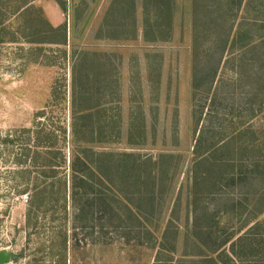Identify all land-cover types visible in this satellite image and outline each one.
I'll return each instance as SVG.
<instances>
[{
    "label": "rangeland",
    "instance_id": "374dc122",
    "mask_svg": "<svg viewBox=\"0 0 264 264\" xmlns=\"http://www.w3.org/2000/svg\"><path fill=\"white\" fill-rule=\"evenodd\" d=\"M216 143L229 145L210 160L215 178L264 161V0H0L7 264H199L185 189ZM100 152L172 157L177 232L163 237L169 194L147 225L108 184L73 172ZM243 184L204 202L225 235L248 217L221 214L232 200L262 201L263 182Z\"/></svg>",
    "mask_w": 264,
    "mask_h": 264
},
{
    "label": "trees",
    "instance_id": "16d2710c",
    "mask_svg": "<svg viewBox=\"0 0 264 264\" xmlns=\"http://www.w3.org/2000/svg\"><path fill=\"white\" fill-rule=\"evenodd\" d=\"M254 47L258 49L257 46ZM228 145L229 143L211 144L207 155L198 156L192 167L190 183H187L189 187L185 189L188 195L184 200V208L189 209L187 219L189 218L191 222V235L193 240H196L195 247L199 250V254L195 257L199 264H264V221H256L257 217H255L256 214L258 216L264 212V193L261 195V203L256 201L250 209L242 203L236 206L231 199V205L221 211V214L232 216L235 213L242 216L245 211L246 216L248 215L247 219L230 234L225 235L221 232L218 222L215 221V224L211 225L207 222L209 212L204 206L205 200H220L218 197L224 194L222 191L228 181L235 187L244 182H246L243 184L245 187L258 182V188L263 182L264 189V161L248 163L247 167L255 170L247 169L238 174L220 173L218 178L214 177L212 170L217 169L220 164L210 163V160ZM200 149L201 140L198 139L194 147L195 154ZM171 159L169 155H161L156 160H152L129 153L100 152L93 153L91 157L86 155L81 157L78 161L81 165L80 169L73 172L91 181L94 180L96 184H108L110 189L126 200L147 225H151L153 220L160 221L158 218L162 215L163 198L169 194L172 209L167 215L168 220H165L163 237H166L171 235V232H177L174 224L179 220L178 213L184 197L182 195L184 190L181 188L176 190L172 185L177 168L171 165ZM218 214L213 217L217 218ZM233 226L231 228H234ZM197 230L202 233L194 234L193 232Z\"/></svg>",
    "mask_w": 264,
    "mask_h": 264
},
{
    "label": "water",
    "instance_id": "95a60500",
    "mask_svg": "<svg viewBox=\"0 0 264 264\" xmlns=\"http://www.w3.org/2000/svg\"><path fill=\"white\" fill-rule=\"evenodd\" d=\"M10 261V255L6 252L0 253V264H7Z\"/></svg>",
    "mask_w": 264,
    "mask_h": 264
}]
</instances>
